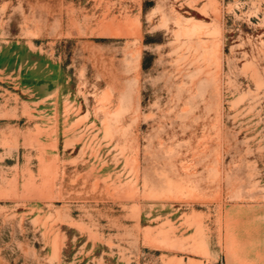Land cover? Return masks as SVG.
<instances>
[{
	"label": "rangeland",
	"instance_id": "1",
	"mask_svg": "<svg viewBox=\"0 0 264 264\" xmlns=\"http://www.w3.org/2000/svg\"><path fill=\"white\" fill-rule=\"evenodd\" d=\"M0 264H264V0H0Z\"/></svg>",
	"mask_w": 264,
	"mask_h": 264
}]
</instances>
